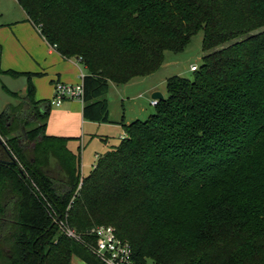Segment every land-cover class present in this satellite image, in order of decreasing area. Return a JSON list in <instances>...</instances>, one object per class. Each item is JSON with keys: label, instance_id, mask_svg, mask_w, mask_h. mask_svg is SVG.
<instances>
[{"label": "trees", "instance_id": "trees-1", "mask_svg": "<svg viewBox=\"0 0 264 264\" xmlns=\"http://www.w3.org/2000/svg\"><path fill=\"white\" fill-rule=\"evenodd\" d=\"M47 43L86 69L83 115L109 122L110 84L153 75L204 30L203 64L171 77L147 120L81 174L48 136L51 102L31 73L0 111L18 164L0 162V264H103L87 244L110 225L137 264L264 263V0H18ZM0 159L9 161L0 147ZM81 183V186L79 187ZM62 214L85 243L60 233Z\"/></svg>", "mask_w": 264, "mask_h": 264}, {"label": "crops", "instance_id": "crops-1", "mask_svg": "<svg viewBox=\"0 0 264 264\" xmlns=\"http://www.w3.org/2000/svg\"><path fill=\"white\" fill-rule=\"evenodd\" d=\"M6 71L33 74L31 81L35 88V99L49 102L54 97L56 82L78 84L86 75L85 67L78 60L63 57L55 47L47 43L39 29L28 20L18 0H10L7 4L0 0V96L8 97L2 89L4 78L12 82L21 80V89L9 90L25 93L28 78H13L3 74ZM150 76L136 78L124 85L110 84L106 95L109 103V122L106 123L86 120L82 101L65 100L58 107L51 104L46 134L69 138L68 148L74 153L80 148L81 160L85 143L93 144L92 153L97 161L100 153L107 151L105 144L113 126L123 127L124 124L128 125L144 115L145 107L137 103V100H149L155 92H160L166 97V82L165 88H161L164 84L161 86L162 83L152 82L148 79Z\"/></svg>", "mask_w": 264, "mask_h": 264}, {"label": "rangeland", "instance_id": "rangeland-1", "mask_svg": "<svg viewBox=\"0 0 264 264\" xmlns=\"http://www.w3.org/2000/svg\"><path fill=\"white\" fill-rule=\"evenodd\" d=\"M10 0H4V3H9ZM204 39V30L201 29L196 35H194L190 41V43L187 45L184 51L182 52H165L164 56V63L159 71L154 73L152 76H150L148 79H150L152 82L156 83H162L161 86L164 84L163 87L165 88V82L167 79L178 76L180 78H186V79H192L194 73L190 70L192 65H197L198 67H201L203 64V57L205 56V52L202 50V43ZM8 79V78H6ZM4 82L3 85H5L8 89H21L23 86V82L21 80L12 82L10 80H5V78L2 80ZM6 93V92H5ZM7 94V93H6ZM22 96L25 94L21 91L20 93ZM152 98L150 97L149 100L145 99H139L137 100V103H141L145 107L144 115L137 118L138 120L145 121L147 118L155 112V106L150 104V101ZM15 100L11 99V97L7 96H0V109L4 108V106L8 103H14ZM125 130L121 125L113 126L110 135L107 137L106 141V148L107 151L101 152L100 155H105L108 151L113 149L114 147L118 146L120 144L121 139L124 137ZM92 145L89 143H85L83 146V156H82V169L81 174L83 177L87 176L92 171V165L94 164L93 153H92ZM86 150V151H85ZM82 151V150H81ZM85 155V158H84ZM81 184V183H80ZM53 221H56L58 217V213L55 212L52 214ZM61 221H65L64 218H61ZM56 226L58 228V231L60 233H64V226L60 223H56ZM70 264H86L85 262L81 261L79 258H72ZM148 264H151L149 262Z\"/></svg>", "mask_w": 264, "mask_h": 264}, {"label": "built area", "instance_id": "built-area-1", "mask_svg": "<svg viewBox=\"0 0 264 264\" xmlns=\"http://www.w3.org/2000/svg\"><path fill=\"white\" fill-rule=\"evenodd\" d=\"M199 69L197 65H192L190 70L195 72ZM84 78V77H83ZM82 82L69 84L56 82L54 85V97L51 104L60 106L65 100H78L84 102V86ZM158 100H152L151 104L157 106ZM81 184L79 185V187ZM64 226V234L78 242L85 243L83 237L71 229L65 221L57 222ZM94 237L93 245L87 244L94 256L103 264H137L133 258V249L129 242L118 237L116 229L110 225L99 226L91 230L88 234ZM264 264V263H263Z\"/></svg>", "mask_w": 264, "mask_h": 264}, {"label": "water", "instance_id": "water-1", "mask_svg": "<svg viewBox=\"0 0 264 264\" xmlns=\"http://www.w3.org/2000/svg\"><path fill=\"white\" fill-rule=\"evenodd\" d=\"M152 98L158 101H163L165 99L164 95L160 92L153 93ZM8 144H9L8 138L2 135L0 132V147L4 150L5 154L9 159V161L0 159V162L5 164L17 165L18 164L17 157L13 154V151ZM61 218H62V214H59L56 221H53V225H56V223L59 222Z\"/></svg>", "mask_w": 264, "mask_h": 264}]
</instances>
